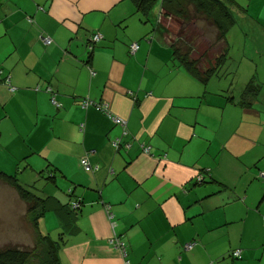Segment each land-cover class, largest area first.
Returning a JSON list of instances; mask_svg holds the SVG:
<instances>
[{
  "label": "crops",
  "instance_id": "obj_1",
  "mask_svg": "<svg viewBox=\"0 0 264 264\" xmlns=\"http://www.w3.org/2000/svg\"><path fill=\"white\" fill-rule=\"evenodd\" d=\"M235 2L234 63L205 86L174 66L166 35L150 36L132 0H0V171L54 170L62 194L49 196L68 204L73 189L81 200L62 264H125L114 237L131 264H264V0ZM96 33L88 60L84 42ZM251 81L263 89L242 105ZM87 99L126 121L127 135ZM85 156L96 172L82 169ZM9 196L10 213L19 204L28 217L13 188ZM232 250L242 259H227Z\"/></svg>",
  "mask_w": 264,
  "mask_h": 264
},
{
  "label": "trees",
  "instance_id": "obj_2",
  "mask_svg": "<svg viewBox=\"0 0 264 264\" xmlns=\"http://www.w3.org/2000/svg\"><path fill=\"white\" fill-rule=\"evenodd\" d=\"M132 1L136 5L138 9V13L142 14L143 18H146L144 20V22L146 23L149 22V17L153 13V10H155V6L157 5V3H159L161 8L159 11L160 14H159L158 22H160L163 17L164 18L176 17L179 20H182L183 26L185 25V23L187 24L189 21H191V19H193L194 22H198V21L205 22V25H207L209 28L213 29L216 32L215 42L212 43V41L210 40L208 46H210L211 49L214 50L217 49V47H219V50L221 51L220 55L218 57H215L213 61V65L207 63L208 67L204 66L203 61L209 60V56L206 52H204L198 58L193 56L192 47L185 46L184 48H182L178 43L175 42L173 43L170 42L173 49L172 62L174 63L175 67H177L178 69L184 68L195 79H197L200 82H203L205 86L207 85L208 80H210L211 78L225 76L224 74L226 73L225 71L227 70L226 64H229L228 60H230V54H229L230 47L226 37L228 33L236 26L237 19L240 20L241 15L239 14V12L240 13L243 12V8L237 2H235V0H182L183 2H187L185 3L187 5H183L184 3L182 4V2L178 0V3L176 4V8L172 7L173 0H132ZM155 31H161L162 35L165 32L161 27V23L157 24ZM94 35L95 34L90 36V39L87 40L86 43L84 42V45L85 46L87 45L89 49L88 60H90L92 57V51L94 46L99 44L103 40L102 38L100 41L94 42L92 40ZM262 89H263V85L261 83L255 81L249 82L244 90L240 104L247 106L250 105L258 97ZM53 98L55 97H52V99ZM251 100L252 102H250ZM86 102L89 103L88 106L95 105V103L89 99L85 100L83 103L85 104ZM95 106L98 111L102 112L110 120H112L110 116L107 114V112L103 109L105 104L99 107L98 105ZM126 135L124 134V136ZM121 146H122V142L120 141L119 146H114V147L118 151L121 148ZM144 152L146 154H150L151 150L148 147H144ZM91 166L93 168V170L91 171H85L83 167L82 166L81 167L85 172L88 173L90 172L94 173L99 169L98 166H93L92 164ZM45 172H48V177L46 178L47 181L53 183L55 178V171L54 170L48 171V169H46L45 171L39 172L38 174H40V177H44L43 173ZM205 175L206 174H200L201 180L200 181L197 180L195 184L199 185L205 183L206 182L204 178ZM46 179L44 180L46 181ZM0 181L13 188L18 194V196L22 199V201L26 204L27 206L26 212L30 217V223L32 227L36 229L37 232L36 247L33 249H29L27 247L24 248L12 243H9L1 247L0 264H31L32 260L37 261L38 264H62L60 252L63 248V244L65 243L64 237L68 234H76L79 231L76 222L78 220L77 217L79 211L81 210L82 207V202L80 199L74 198V190L70 189L67 192L70 202L68 204H60L58 202V199L52 196H45L44 198L38 197L36 194L31 192L29 189H27L28 185H23L22 183H20L16 175L10 176L0 171ZM261 183L264 185L262 181ZM30 187L35 188L34 184L30 185ZM74 202L78 203V207L75 209L72 207V204ZM107 206H109L111 210L110 205H106L105 210ZM49 210L54 211L58 216L59 225L57 228V238L55 239L50 234L43 235V233L39 229L40 228L39 223L41 219L44 218V216ZM195 245L196 244L193 243H189L187 245L185 244L184 248L185 250H192L195 247ZM188 246H192V248L188 249ZM236 251L237 250L230 251L227 259L241 260L242 252L240 257H236L235 256Z\"/></svg>",
  "mask_w": 264,
  "mask_h": 264
},
{
  "label": "rangeland",
  "instance_id": "obj_3",
  "mask_svg": "<svg viewBox=\"0 0 264 264\" xmlns=\"http://www.w3.org/2000/svg\"><path fill=\"white\" fill-rule=\"evenodd\" d=\"M183 5H187L180 0ZM178 3V0H173L172 7L176 8V4ZM160 5L157 3L155 6V10H153V13L149 17V30H150V36L153 37L155 34V29L158 24L159 14H160ZM168 9V7H167ZM142 15V14H141ZM161 27L163 28V35H166L169 42L178 43L182 48L185 46L192 47L193 56L200 57L204 52H206L209 56L208 61H203V64L205 67H208L207 63H210V65H213V61L215 59V55L219 53V47L217 49H211V47H208L207 40L210 39L212 43L215 42V36L216 32L209 28L207 25H205V22L198 21L194 22L193 19L189 21L187 24L183 26L182 20H179L178 18H162L160 21ZM237 25L233 28L232 32L237 31V26L240 25L241 20L237 19ZM206 38V39H205ZM228 39V37H226ZM216 47V46H215ZM229 47L233 49V45L230 43ZM214 55V56H213ZM234 52L230 55L229 65L234 63L233 59ZM207 60V59H205ZM228 65V64H226ZM229 69V66L226 67V69ZM9 173L4 172L7 175L10 176H17V179H19L20 183L25 185L24 183H27L28 187L31 192L36 194L38 197L44 198L45 196L51 195L50 193H53L52 190L57 189L59 194H62V191L58 188V186L50 183V181H47L48 173H43L44 177H40V174L37 173H31L27 171H23V167L16 173V167L9 168ZM3 172V171H2ZM39 178L34 181V179ZM41 178V179H40ZM46 179V181L44 180ZM60 181V180H59ZM49 182V183H48ZM34 187H30V185H33ZM59 185L62 184L59 182ZM8 186V185H7ZM5 186L0 182V246L2 244L8 243L10 241L20 243L22 244H15L17 246L21 247H27L29 249H33L36 247V229L32 227L30 223V219L28 217H21L22 213H20V206L17 204V214L10 213V210L13 209V205L10 203V196L9 193L11 191V188L6 189ZM13 192V190H12ZM57 193V192H56ZM67 194V192H66ZM53 215L54 219L50 217ZM46 224L43 221L42 222V231L43 233L50 234L54 239L57 238V231L53 230L54 226H58L59 222L56 218V215L54 213H48L46 215ZM49 218V220H48ZM42 220V219H41ZM43 234V235H44ZM40 239V238H39ZM11 243V242H10ZM259 256L261 254L259 253ZM31 264H38L37 261L32 260Z\"/></svg>",
  "mask_w": 264,
  "mask_h": 264
},
{
  "label": "built area",
  "instance_id": "obj_4",
  "mask_svg": "<svg viewBox=\"0 0 264 264\" xmlns=\"http://www.w3.org/2000/svg\"><path fill=\"white\" fill-rule=\"evenodd\" d=\"M103 37H102V35L100 34V33H96L94 36H93V38H92V40L94 41V42H98V41H100L101 39H102ZM42 42L44 43V45L45 46H49V45H51L52 44V42H53V40L50 38V37H42ZM131 53L133 54V53H135L138 49H139V44L138 43H134V44H132L131 45ZM14 89L12 88L11 89V91H13ZM51 91V90H50ZM52 103L55 105V106H57V107H60L61 105L56 101V99L55 98H53L52 99ZM89 105V103H85V104H83V106L84 107H87ZM106 112H107V114L110 116V118L112 119V121L114 122V123H119L122 127H123V129H124V134L126 135L127 134V130H126V128H127V122L126 121H124V120H121V119H118V118H116L115 116H113L110 112H109V110H108V106L107 105H105L104 106V108H103ZM119 144H120V140L119 139H117L115 142H114V146H119ZM93 153V152H92ZM89 159H88V156H86V157H84V158H82L81 159V166L83 167V169L85 170V171H91V170H93V168H92V166H91V164H90V162L88 161ZM96 169H97V167H96ZM259 180L260 181H262L263 183H264V170L263 171H261V172H259ZM201 180V176H199L198 177V181H200ZM72 207L75 209V208H77L78 207V203L77 202H74L73 204H72ZM106 213H107V215H108V217L110 218V219H112L113 218V215L111 214V210H110V207L109 206H107V208H106ZM110 244L121 254V256L124 258V260H125V264H131L130 263V261L129 260H127V249H126V244L125 243H123L119 238H116V237H114V238H112L111 240H110ZM192 248V246H188V249H191ZM235 256L236 257H240L241 256V251L240 250H237L236 252H235Z\"/></svg>",
  "mask_w": 264,
  "mask_h": 264
},
{
  "label": "clouds",
  "instance_id": "obj_5",
  "mask_svg": "<svg viewBox=\"0 0 264 264\" xmlns=\"http://www.w3.org/2000/svg\"><path fill=\"white\" fill-rule=\"evenodd\" d=\"M158 23H160V22H158ZM199 176H200V175H199ZM199 176H198V177H199ZM197 180H198V178H197ZM241 252H242V251H241Z\"/></svg>",
  "mask_w": 264,
  "mask_h": 264
}]
</instances>
